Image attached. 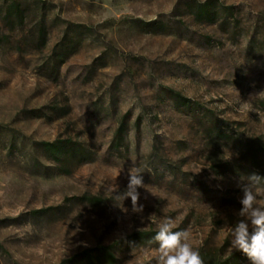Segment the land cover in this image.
<instances>
[{
  "label": "rangeland",
  "instance_id": "1",
  "mask_svg": "<svg viewBox=\"0 0 264 264\" xmlns=\"http://www.w3.org/2000/svg\"><path fill=\"white\" fill-rule=\"evenodd\" d=\"M251 174L264 0H0V264H156L168 217L204 264H250L227 229Z\"/></svg>",
  "mask_w": 264,
  "mask_h": 264
},
{
  "label": "clouds",
  "instance_id": "2",
  "mask_svg": "<svg viewBox=\"0 0 264 264\" xmlns=\"http://www.w3.org/2000/svg\"><path fill=\"white\" fill-rule=\"evenodd\" d=\"M138 168H130L128 174L127 191L117 195L123 202L130 198L132 212L139 213L143 205L138 206L140 187H145ZM119 174V173H118ZM117 174V175H118ZM245 179V177H241ZM249 184L243 188V197L240 200V219L227 231L230 236L228 253L240 251L247 256L250 264H264V177L251 174L246 177ZM116 185L110 189L114 192ZM121 209L123 208V203ZM178 223L171 217L165 218L158 226L153 239L158 242V256L156 264H204L198 248L191 242L188 230H177Z\"/></svg>",
  "mask_w": 264,
  "mask_h": 264
},
{
  "label": "trees",
  "instance_id": "3",
  "mask_svg": "<svg viewBox=\"0 0 264 264\" xmlns=\"http://www.w3.org/2000/svg\"><path fill=\"white\" fill-rule=\"evenodd\" d=\"M18 8H19V6H18V4H16V6L13 9H14V11H17ZM199 14H201V13H199ZM64 143L65 142H63V141L41 142V145L43 146L44 150L47 151L51 157L57 158L58 156H64L70 150L69 147H67V145H65ZM138 237H144V238L151 237L152 238L153 235H151L149 232L138 233L136 235H131L129 237V241H133ZM112 248H113V245L100 246V247L92 250V251L97 250V255H90L89 254L87 259L89 261H92V260H97V259L101 258L102 260H104L110 264H113L115 262V256L112 252Z\"/></svg>",
  "mask_w": 264,
  "mask_h": 264
}]
</instances>
